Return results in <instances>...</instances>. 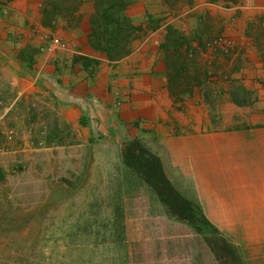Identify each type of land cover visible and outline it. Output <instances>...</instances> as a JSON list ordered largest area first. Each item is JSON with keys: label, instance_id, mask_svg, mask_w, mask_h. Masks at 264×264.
Returning a JSON list of instances; mask_svg holds the SVG:
<instances>
[{"label": "crops", "instance_id": "0c3cea01", "mask_svg": "<svg viewBox=\"0 0 264 264\" xmlns=\"http://www.w3.org/2000/svg\"><path fill=\"white\" fill-rule=\"evenodd\" d=\"M190 10L209 13L218 31L241 46L232 54L198 51L209 77L176 98L158 28L109 60L66 20L44 23L41 0H0V137L10 140L0 148L2 178L27 151L52 155L71 146L58 139L86 145L98 134L137 137L212 188L215 219L264 221V0H193ZM48 33L65 46L41 51ZM236 87L242 100L232 97ZM49 112L66 132L48 127ZM31 138L50 142L32 146ZM258 228L263 233L253 239L264 243V226Z\"/></svg>", "mask_w": 264, "mask_h": 264}, {"label": "rangeland", "instance_id": "374dc122", "mask_svg": "<svg viewBox=\"0 0 264 264\" xmlns=\"http://www.w3.org/2000/svg\"><path fill=\"white\" fill-rule=\"evenodd\" d=\"M192 2L136 0L129 11L146 30L144 34L158 28L161 41L166 40L168 31L184 39L181 50L185 52L189 48L187 56L192 55L194 62L185 74H197L204 82L209 77L207 62L199 59L198 51L209 48L232 54L241 45L218 31V24L209 13L191 11ZM75 7L74 14L83 16L92 11L94 3L80 0ZM161 9H166V14L156 15ZM144 34L133 39L131 47ZM168 72L172 73V69ZM235 91L242 93L238 87ZM48 120V127L56 134L66 132L67 125H58L53 113L49 112ZM1 126L5 125H0V130ZM126 140L98 134L97 139L86 145H77L74 139H58L56 143L71 146L59 148L52 155L27 151L22 162L7 173V179L2 178L4 173L0 171V264H36L37 254L31 255L27 262L23 256L24 240L33 235L46 259L52 261L57 257L62 261L63 256L69 262L70 252L93 245L94 240L85 241V237L91 239L99 232L113 233L114 225H119L124 236L116 244L115 251L119 250L122 256L115 259L117 263L125 259L129 264H221L203 237L185 223L168 217L149 186L123 164L120 149ZM8 142L1 136L0 148H6ZM47 142L50 140L31 138L27 143L40 147ZM162 154L164 170L171 182L198 203L222 235L233 241L242 256V264H264V243L253 239L263 233L257 228L263 227L264 221L223 218L230 214H218L220 218L215 219L216 197L212 188L200 187L191 172L178 171L169 164L170 157ZM246 231L252 235H246ZM219 256L228 257L224 251Z\"/></svg>", "mask_w": 264, "mask_h": 264}, {"label": "trees", "instance_id": "16d2710c", "mask_svg": "<svg viewBox=\"0 0 264 264\" xmlns=\"http://www.w3.org/2000/svg\"><path fill=\"white\" fill-rule=\"evenodd\" d=\"M79 1L41 0L44 23H51L58 17H62L70 28L80 30L84 45L105 55L109 60H117L130 52L133 39L146 31L133 19L129 11L136 0H93L94 7L91 12L76 16L74 13L77 7L75 6ZM171 37L173 39L169 41ZM184 42V39L173 36L170 31L166 40L160 41L168 75V87L176 98L184 92H189L192 85L203 82L197 74L191 76L185 74L194 62L192 55L187 56L189 48H186L185 52L181 50ZM193 50L191 49L192 54ZM170 68L172 73L168 72ZM232 97L242 100V93L235 91ZM120 155L123 164L141 177L154 192L168 217L185 223L194 232L200 234L221 264H242V256L237 246L222 235L198 203L174 186L164 170L161 158L156 153L139 138L133 137L123 142ZM112 228L113 233L92 231L94 233L92 238L85 237L84 240H94L93 245L76 253L70 252L69 262H66L63 256L62 261L57 257H53L52 261L46 259L44 251L38 246L37 237L33 235L30 239L24 240L26 242L24 261L27 262L31 255L37 254L36 264H129L125 259L121 263L115 261L116 258H122L120 251L115 250L118 239L124 236H121L119 232V225L117 227L114 225ZM112 251L113 254H111ZM223 251L229 258L219 256L223 254Z\"/></svg>", "mask_w": 264, "mask_h": 264}, {"label": "built area", "instance_id": "2783aa9c", "mask_svg": "<svg viewBox=\"0 0 264 264\" xmlns=\"http://www.w3.org/2000/svg\"><path fill=\"white\" fill-rule=\"evenodd\" d=\"M224 40H228L223 38ZM43 40H44V44H42L39 49L41 51H51L55 48L58 47H63L65 46L64 41H62V39L56 35H52V34H44L43 35Z\"/></svg>", "mask_w": 264, "mask_h": 264}]
</instances>
